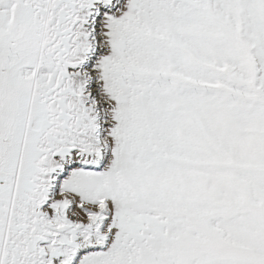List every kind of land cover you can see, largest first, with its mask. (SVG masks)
Listing matches in <instances>:
<instances>
[{"label": "snow or ice", "instance_id": "1", "mask_svg": "<svg viewBox=\"0 0 264 264\" xmlns=\"http://www.w3.org/2000/svg\"><path fill=\"white\" fill-rule=\"evenodd\" d=\"M0 264H264V0H0Z\"/></svg>", "mask_w": 264, "mask_h": 264}]
</instances>
